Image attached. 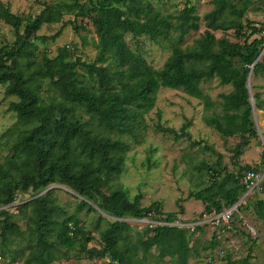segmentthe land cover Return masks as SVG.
Returning <instances> with one entry per match:
<instances>
[{
	"label": "trees",
	"instance_id": "1",
	"mask_svg": "<svg viewBox=\"0 0 264 264\" xmlns=\"http://www.w3.org/2000/svg\"><path fill=\"white\" fill-rule=\"evenodd\" d=\"M71 1L64 8L46 4L34 18L26 20L0 1V22L10 26L14 34V42L0 48V86L6 97L16 98L7 110L17 119L0 137V147L9 152L0 162V255L9 264H53L60 249L71 251L80 245L85 233L79 220L73 216L60 219L59 207L51 199L52 189L39 195L54 184L67 186L81 197V209L94 211L90 201L116 220L150 215L164 218L166 225L146 227L134 242L120 228L122 222H108L100 234L103 252L110 257L108 264H148L153 248L161 260L168 257L175 264H187L191 251L197 255L190 246L193 234L171 225L184 209L178 206L177 212L163 213L158 202L143 207L139 196L131 199L125 189L113 185L124 170L126 153L144 137L145 116L154 108L161 88L181 90L210 109L215 103L200 84L218 79L220 84L231 86L230 93L219 96L221 114L205 117L204 123L222 138H238L232 159L241 156L250 140L258 136L248 78L250 71L253 78H264V25L248 22L244 29L241 19L250 8V0H214L215 7L204 15L203 35L192 46L182 48L184 38L200 27L190 0H185L176 16L163 14L151 0ZM65 11L73 13V20L63 23L62 28L72 25L78 32L77 20L91 23L98 41L92 62L79 57L73 60L68 46L57 48L54 56L40 54L38 44L55 40L60 31L53 36H37V32L46 24L62 22ZM217 30L237 31L238 38L244 40L219 41L213 33ZM128 35L134 49L127 42ZM142 37L159 46L167 44L170 54L161 68L150 66L141 54L138 39ZM260 97V92L252 96L255 110L264 108ZM188 126L184 124L177 133L157 124L156 130L177 139L188 136ZM206 149L214 153L212 147ZM234 163L239 167L236 173L221 167L219 155L213 165L205 166L207 184L188 193V199L202 203L201 215L219 213L246 194L241 178L247 171L258 174L257 168ZM259 188L264 191V177ZM29 192L35 194L32 199L14 204L18 194ZM241 204L239 212L246 207ZM253 211L264 221L262 200L255 202ZM15 218L26 224V230L20 229ZM19 239L28 241V252L21 262L5 256L7 245ZM85 240L87 243L91 238ZM220 243L214 231L206 249ZM82 249L89 258L97 254L84 245ZM232 256L231 252L224 256L226 264H251V249L244 258Z\"/></svg>",
	"mask_w": 264,
	"mask_h": 264
},
{
	"label": "rangeland",
	"instance_id": "2",
	"mask_svg": "<svg viewBox=\"0 0 264 264\" xmlns=\"http://www.w3.org/2000/svg\"><path fill=\"white\" fill-rule=\"evenodd\" d=\"M0 1L9 5L11 12L23 20L28 17L34 18L46 4L51 6L63 5L64 8L66 4L72 3L71 0ZM78 1L79 3L87 2V0ZM190 1L195 7V14L200 18V27L197 32H191L184 38L182 48L192 46L194 41L203 35L206 30L204 15L215 7L214 0ZM151 2L163 14L176 16L183 9L185 0H151ZM250 4V8L241 19L244 29L248 22L257 23L259 26L264 25V0H250ZM68 20H73V13L65 11L62 22L46 24L37 32V36H53L60 31L55 40L38 44L40 54L46 52L48 56H54L57 48L68 46L73 60L79 57L83 61L92 62L97 55L98 41L91 23L87 19L83 22L77 20L78 32H75L72 25L62 28L63 23ZM213 33L219 41L242 43L244 40L242 36L238 38L237 31L234 30H217ZM126 39L130 47L134 49V42L131 37L128 35ZM138 40V47L147 63L155 69L161 68L170 54L169 48L166 47L167 44L164 43L163 46H159L143 37ZM13 42L12 29L0 22V48L9 47ZM248 85L252 96L255 92H260V98L264 100V78H253L251 73ZM200 87L203 93L215 103L210 109H206L202 101L186 95L181 90L161 88L158 91L154 108L145 116L144 137L140 144L134 145L126 153L124 170L115 180L113 186L125 189L131 199L139 196L140 204L143 207L158 202L163 213L177 212L178 206L184 209V213L180 214L172 224L179 228L188 229L193 234L190 246H193L197 255L191 251L187 264H208L211 263V260V264H226L224 256L227 253L231 252L233 259H241L246 257L249 249H251L252 258L250 263L264 264V221L256 218L253 213L255 202L257 200L264 202L263 190L259 188L253 195L242 196L245 204L241 205L246 207L234 216L232 230L228 237L211 249H206V246L215 230L210 225L199 227L200 229L195 226L197 220L202 216L203 205L200 201L188 199L190 191L207 184L208 175L205 166L213 165L218 159V155L220 156L221 167L226 168L229 172H238L239 167L234 163L236 162L241 167L257 168L258 174L264 177V161L262 159L264 152V108L253 111L257 138L251 139L248 146L243 149L241 156L237 160H233V149L239 139L235 137L222 138L204 123L205 117H209L213 113L221 114V108L217 105V102L220 101L219 96L230 93L232 88L229 85L220 84L218 79L202 82ZM11 101H16V98L6 97L4 87L0 86V137L17 121L16 115L7 110ZM187 123L189 126L186 129L188 132L186 137L176 139L172 134H165L156 130V125L159 124L163 128H170L179 133L181 127ZM195 142H200L201 145H193ZM207 146L212 147L214 153L208 151ZM7 149L5 146L0 147V162L9 153ZM50 189H52L51 199L59 207L60 219L69 216L75 217L79 220L85 233V238H81L80 245H77L73 250L60 249L58 259L53 264H108L110 257L103 252V245L100 240V234L108 222H122L123 225L120 228L124 232H128L132 242L143 233L146 227L151 228L155 224L164 225L166 223L163 221L164 218L151 215L139 220H116L102 213L90 201H87L88 205H91L94 211H89L87 208L81 209L80 202L83 199L67 186L49 185L39 195ZM104 192L107 193L106 190ZM33 196L35 194L30 192L18 194L14 204L17 206L32 199ZM10 212L14 215L17 214L12 208H10ZM26 212L29 213V211ZM55 219L59 220L57 216ZM14 220L22 231L26 230V224L23 221L17 218ZM249 228L251 229L249 230ZM86 237L91 238L90 242L85 243ZM27 243L28 241L24 239L13 240V245H7L5 256L8 259L15 257L18 262L23 261L28 252ZM83 245L87 250L89 248L96 250L97 254L89 258L88 252L82 249ZM152 255L153 258L148 264H175L168 257L163 260L159 259L157 257L158 251L155 248L152 249Z\"/></svg>",
	"mask_w": 264,
	"mask_h": 264
},
{
	"label": "built area",
	"instance_id": "3",
	"mask_svg": "<svg viewBox=\"0 0 264 264\" xmlns=\"http://www.w3.org/2000/svg\"><path fill=\"white\" fill-rule=\"evenodd\" d=\"M262 35L264 36V31H262ZM262 178L263 176H260L259 174L253 171H247L241 178L243 184H245L247 188V192L245 195H250V194L253 195L254 192L259 189ZM241 203L243 204L245 203V200H243V197L236 204L232 205L231 207L227 209H224L223 211L219 213L212 212L210 214H203L201 218L197 220L195 226L198 227V226L210 225L216 231L217 239L221 242L226 237H228L229 233L231 232L234 216L239 214L238 207ZM166 224L167 223H164V225ZM157 225L159 224H155V226ZM250 229L251 228H249V230ZM0 264H9V263L6 259H4L0 255Z\"/></svg>",
	"mask_w": 264,
	"mask_h": 264
},
{
	"label": "water",
	"instance_id": "4",
	"mask_svg": "<svg viewBox=\"0 0 264 264\" xmlns=\"http://www.w3.org/2000/svg\"><path fill=\"white\" fill-rule=\"evenodd\" d=\"M264 52V50L262 51V53ZM261 53V54H262ZM260 57V56H259ZM259 59V58H258ZM257 62V61H256ZM255 62V63H256ZM255 63H254V65H255ZM251 73H252V71H250V74H249V78H248V83L250 82V77H251ZM248 92H249V96H250V100H251V107H252V110L254 111V105H253V100H252V95H251V93H250V90H249V85H248Z\"/></svg>",
	"mask_w": 264,
	"mask_h": 264
}]
</instances>
